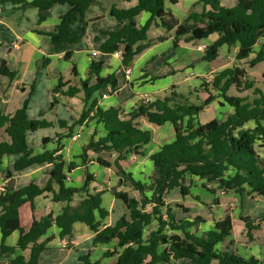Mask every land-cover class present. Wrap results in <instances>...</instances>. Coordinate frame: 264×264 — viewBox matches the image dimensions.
Instances as JSON below:
<instances>
[{"label":"trees","instance_id":"16d2710c","mask_svg":"<svg viewBox=\"0 0 264 264\" xmlns=\"http://www.w3.org/2000/svg\"><path fill=\"white\" fill-rule=\"evenodd\" d=\"M3 1L38 8L40 22L46 19L44 12L59 5H68L70 11L61 16L55 31L48 35L53 50L61 51L66 46L79 43L86 35L85 29L72 31L71 26L77 22L78 17L84 22L85 13L96 0H33L31 3L25 0ZM167 2L176 5L179 0H137V5L130 9L113 7L111 17L123 26L119 31L103 34L107 39L101 45V52L114 55L121 51L123 66L130 67L135 57L153 44L148 32L152 25H156L167 32L175 31V47L186 37L187 42H192L217 34L218 39L205 49L202 56L204 62L215 61L223 46L228 49L238 46L236 62L245 61L249 68L264 63V44L260 45L257 52L254 50L261 39H264V0H238L232 8L224 7L221 0H199L202 11H191L182 23L166 8ZM142 12L149 13L151 18L144 26L138 27L137 17ZM71 55L67 52L65 58L69 59ZM49 64L50 59L44 58L41 67L45 68ZM104 66L103 60L91 56L87 78L80 81L79 87L69 86V83L59 80L53 94L61 92L64 97L74 98L83 93L84 108L78 118L72 119L71 125L61 119L58 121V128L64 130L62 134L42 139L44 147L55 142L56 148L52 151L35 154L29 140V136L39 130L55 127L52 122L43 119V114L39 119L30 118L29 108L34 85L22 107L13 114H5L0 107V138H6L0 139V172L5 156L18 157L14 172L51 166L45 185L31 181L19 189H10L7 185L4 192H0V249L12 254L17 250L30 251L27 262L19 256L14 264H41V255L47 250L51 238L41 240L53 226L60 229V238L70 239L74 225L83 223L95 234L92 240L94 246L117 242V248L121 252H118L120 254L115 264H176L180 260H188L191 264H212L214 261L218 264H264V245L262 259H245L234 251L217 250L216 247L226 242L232 234L230 218L217 221L213 230L197 236L190 229L204 222L201 217L192 221H177L170 211L166 215L163 212L167 206L166 196L173 190L179 189L183 197L190 195L192 178L213 183L219 189L234 191L240 196H258L264 200V158L256 149L257 142L264 141V91L256 87L255 79H251L246 69L234 65L217 73L211 84H201L208 97L200 104H190L191 99L178 93L176 87H173L163 99L141 102L127 114L120 106L104 109L99 106V100L94 98L96 93L101 96L106 94L109 87L113 90L119 87L115 74L102 76ZM73 72L77 75L75 65ZM0 73L10 80L16 78V73L9 70L6 62L1 65ZM261 76L264 80V71ZM65 88L67 89L64 90ZM232 89L239 94H230ZM211 90L218 93V96ZM251 90L254 98L242 96L244 92ZM193 94L195 92L189 95ZM217 98L222 99L220 106L232 107L234 115L224 122L214 119L201 124L198 116ZM195 100L200 101L196 96ZM58 103L59 100L54 96L50 109ZM142 118L154 126L170 124L174 129V140L150 156L155 175L149 185L136 181L122 165L129 155L144 156L143 147L152 141V133L141 128L139 120ZM250 122L255 127L246 129L245 124ZM89 124H95L96 129L89 142L82 147L83 165L87 167L93 161L104 168L115 166L119 171L120 181L118 186L112 188L111 193L124 205L126 214L110 226L103 224L110 215L103 207L104 191L91 188L95 178L87 168L81 187L66 186L71 182L67 181L69 176L65 173L66 162L62 155L64 147L61 141L72 139L76 127ZM100 133L103 135H99ZM90 153L94 156L92 159ZM103 153H115L117 158L112 163L102 156ZM73 166L71 164L68 169L69 173ZM14 172H7L8 180L12 179ZM120 187L132 188L137 197H131L126 191H119ZM211 191L215 192L217 189ZM44 194H51L55 203L64 205L60 214H49L41 220H34L31 228L24 230L21 228L20 208L29 202L33 207L34 200ZM77 194H84V198L73 206ZM262 221L264 223V217ZM244 222L247 235L251 238V231L259 226H255L250 219H244ZM153 226H156L155 230L151 229ZM148 229L151 230L145 238ZM15 231L20 233L17 246H6L7 238ZM79 264H92L90 255L81 257Z\"/></svg>","mask_w":264,"mask_h":264},{"label":"crops","instance_id":"0c3cea01","mask_svg":"<svg viewBox=\"0 0 264 264\" xmlns=\"http://www.w3.org/2000/svg\"><path fill=\"white\" fill-rule=\"evenodd\" d=\"M31 3L33 0H25ZM199 0H179V3L172 5L166 3V8L178 19L180 23L184 21L186 16L191 11L201 12L202 5L198 4ZM238 0H221L224 7H234ZM228 4V5H227ZM137 5V0L130 2L120 0H96L85 13L84 22L80 21L78 17L77 22L71 26L72 31H78L80 28L85 29L86 35L82 37L79 43L66 46L61 51H54L51 45V38L48 36L55 31L56 25L59 24L61 16L70 11L68 5H59L52 10L47 11L48 15L42 22L40 19V11L38 8L26 4H17L12 1L0 0V69L3 62L10 71L16 73V78L10 80L8 77L0 73V107L5 114H13L16 110L22 107L24 100L29 96L31 87L34 85L35 90L32 95V101L36 99L38 86L43 83L46 87L48 101L50 104L53 97L56 96L59 103L53 108L55 112L58 109L65 112L61 116L56 114L55 119H48V113L52 110L48 108L43 113L36 112V116L43 114V119L52 122L55 127L51 129L53 135H43L41 138H35L34 134L29 136L31 145H35V154L43 153L46 150L52 151L56 148L55 142L49 143L46 147L42 145L43 138H54L56 134H62L64 130L58 128V121H67L69 125L72 119H76L80 114H75L74 108L76 101L81 103V112L84 108L83 93H79L76 97H64L62 93L53 94V90L58 86L59 80L64 83H69V86H80V81L87 78L88 67L91 60V52L97 51L99 53L96 59L103 60L105 63L102 71V76L115 74L119 83L118 89L113 90L108 88L106 94L101 96L99 93L94 95L95 99L99 100V106L108 109L110 107L120 106L125 113H130L139 103L149 100L155 102L158 99H163L169 95L173 87H176L178 92V83H188L189 91L181 93L187 96L191 92L199 100L204 101L208 96L207 92L201 88V84L206 82L211 84L214 76L226 68H231L237 65L240 68L247 70L249 76L252 74L245 61L230 62L235 57L238 46L233 49H228L223 46L221 50L227 52L224 59L219 57L207 63L202 61V56L207 46L211 45L218 39V35H211L207 39L201 41L187 42L188 37L179 41L178 47L174 46L173 40L175 31L167 32L166 30L152 25L148 37L153 41V44L143 53L135 57L132 66L124 67L121 59L114 55L103 54L101 52V45L106 41L107 36L104 33L119 31L123 24L111 17V10L113 7L118 9H130ZM183 5V10L180 9ZM176 9H180L181 16H178ZM151 15L147 12H142L137 17L138 27H142L150 20ZM217 35V36H216ZM162 39L163 41H158ZM264 44V39H261L259 44L255 46L254 50L257 52L259 45ZM186 45V46H184ZM163 47V48H162ZM161 49V50H160ZM187 51L188 56H183L180 51ZM70 52L72 55L69 59L65 58V54ZM169 54L165 57L166 54ZM199 56L192 62L191 56ZM44 58L50 59V64L42 68L41 64ZM77 61H82L81 73L77 65ZM194 61V60H193ZM214 62L216 65H214ZM240 63V64H239ZM73 65L76 66L77 75L73 72ZM189 72L187 77L183 80L174 81L177 79V72ZM65 88L64 90H66ZM211 92L218 96L216 92ZM236 95L231 90L230 94ZM194 97V96H193ZM31 101V102H32ZM221 98H217L207 108L214 109L216 106L221 108L225 113V118L221 122L226 121L230 116L234 115L232 107L225 105L220 106ZM32 104V103H31ZM30 104V105H31ZM207 108L205 110H207ZM223 112V113H224ZM30 116V108H29ZM31 119L35 117H30ZM214 120V118H212ZM211 119V121H212ZM143 130L152 133V141L143 147L144 156L129 155L127 160L122 163L128 173H131L136 181L146 183L143 178L148 177L147 181H151L155 175V168L150 156L158 152L162 146L171 143L174 140V129L172 125L165 124L162 127H157L150 124L146 119L139 120ZM210 122V121H209ZM101 128V126H98ZM255 124L250 122L245 124L246 129H253ZM88 128V136L86 138L85 129ZM96 129L95 124L85 125L83 127H76L74 137L72 139H63L61 144L64 149L62 155L66 162L65 173L71 178V183L66 186L81 187L85 181L86 168L94 176L95 182L91 188L97 191H104L103 207L109 212V217L103 221L104 226H110L116 223L118 219L126 214L124 205L116 200L111 193L112 188L118 186L120 181L119 171L115 166L111 168H104L97 163L90 161L85 167L80 158H74L73 153L79 150L89 142L93 130ZM41 131V130H39ZM38 131V132H39ZM37 133V132H36ZM35 133V134H36ZM81 134V135H80ZM80 135V138H77ZM99 135H103L100 133ZM98 135V136H99ZM82 136L84 139H82ZM97 136V138H98ZM1 140H6L2 137ZM81 139V140H80ZM108 154V153H107ZM106 153L102 156L110 162H114L117 158L115 153ZM82 155V154H81ZM261 156V155H260ZM94 156L90 153V158ZM262 157V156H261ZM18 157L5 156L3 158V167L0 172V192H2L8 185L7 172H14V165ZM71 172H68V169ZM147 168V173L142 174L144 167ZM51 168L50 165L39 167H32L22 172H14L12 179L15 181V189L27 186L31 181H36L40 185H45L48 179L47 172ZM137 174L140 178L138 179ZM11 179V180H12ZM190 195L183 197L180 194H175L174 199H171V194L166 196V208L163 212L170 211L177 221L190 220L201 217L204 222L190 229L191 233L201 236L204 232L213 230L217 221L230 218L233 225L231 236L226 242L219 244L216 248L219 252L234 251L245 259L249 258H263L264 245V223L260 224L264 217V200L260 198L259 204H254L250 201V196L238 195L234 191H229L226 195H220L215 188L209 189V184L198 178L191 180ZM213 184V183H212ZM205 185L206 187H203ZM217 186V185H215ZM132 189V188H131ZM119 191H126L131 197H137L134 190H127V187H120ZM179 190V189H178ZM180 191V190H179ZM84 198V194H77L73 200V206ZM255 199V198H254ZM63 204L55 203L51 194H44L34 200V205L26 203L20 208L21 228L29 230L34 220H41L43 217L52 214L57 216L60 214ZM116 215V216H115ZM244 219H250L258 229L252 230V237H248ZM156 229V226L151 228ZM148 231H146L145 238H147ZM235 231L236 235H235ZM176 232H169V234ZM60 229L53 226L47 235L41 241L51 238L47 246V250L41 255V264H79L81 257L90 255V262L92 264H115L121 252L117 248V242L113 241L108 244H98L94 246L92 240L94 233L83 223H76L74 225L73 235L70 239H62L59 236ZM181 234V233H177ZM20 233L15 231L6 240V246L16 247L19 240ZM2 242V233L0 230V244ZM23 257L25 262L30 258V251L17 250L16 253H5L0 249V264H14L17 257ZM176 264H191L188 260H180ZM212 264H218L214 261Z\"/></svg>","mask_w":264,"mask_h":264},{"label":"rangeland","instance_id":"374dc122","mask_svg":"<svg viewBox=\"0 0 264 264\" xmlns=\"http://www.w3.org/2000/svg\"><path fill=\"white\" fill-rule=\"evenodd\" d=\"M228 5V4H227ZM227 8H230L229 6H226ZM180 9L181 10H183V5H181V7H180ZM180 9H176L177 11H179V12H176L175 10H174V12L178 15V16H181V12H180ZM175 36V35H174ZM217 36V35H216ZM184 46H186V45H184ZM260 46V45H259ZM163 48V47H162ZM161 50V49H160ZM180 54L181 55H183V56H188L189 57V55H188V53H187V51L185 50V51H180ZM169 54L167 53L166 55H165V57L166 56H168ZM227 55V52L226 51H224V50H220V54H219V58L220 59H224V57ZM198 57L199 56H195V53H194V55L193 56H191V59H193L192 60V62H195V59H198ZM232 61H234V63H236V58L235 57H233L232 58V60H230V62H232ZM195 64H197L196 62H195ZM240 64V63H239ZM77 65L79 66V68H80V71H79V73H81V77H83L82 76V72H81V67H82V61H77ZM214 65H216V63L214 62ZM263 71H264V63H261V64H259V65H257L255 68H252L251 69V75H250V77H251V79H255V81L257 82L256 83V87H258V88H260V89H262L263 91H264V80H262V73H263ZM189 74V72H181V71H179V72H177V79H174V81H177V80H183V79H185L186 77H187V75ZM178 93H187L188 91H189V86H188V83H186V82H184V83H178ZM233 92H235L236 94H239V93H237L236 91H234V89H233ZM170 93V92H169ZM232 94V93H231ZM194 96V97H193ZM193 96H191V95H187V97L189 98V99H191V102H190V104H200V102L202 101V100H200V101H197V100H195V96L196 95H194L193 94ZM206 96H208V95H206ZM242 96H249L250 98H254V94H253V90H251V91H247V92H244L243 94H242ZM48 98L50 99V96H48V93H47V90H46V87L45 86H43V83H41L39 86H38V92H37V97H36V99L35 100H33L31 103V105H30V117L32 116V117H35V118H33V119H39V115L38 116H36L37 114H36V112L37 111H41L42 113L44 112V111H47L48 110V108H49V110H50V102L48 101ZM75 107L74 108H72L74 111V113L75 114H80L81 113V103L79 102V101H76V103H75V105H74ZM61 110V109H60ZM59 109H58V111L57 112H55V109L53 110L52 109V113H48L49 115V117H48V119H51V120H53V119H55V115L56 114H58V115H62V114H64L65 112H61ZM224 111L221 109V108H219L218 106H216L214 109H210V108H207V110H205L204 112H202V113H200V115L198 116V121L201 123V124H206V123H208L209 121H211V119L212 118H218V119H222L223 117L225 118V115H226V113L224 112ZM213 120V119H212ZM88 128H87V130L85 129V131H83V132H86L85 133V135L84 136H86V138H87V136H88ZM53 131L52 130H41V131H39V132H37L36 134H34V136H35V138H41V137H43V135H53ZM81 135V134H80ZM82 139H84V137L82 136ZM81 140V139H80ZM34 148H36V146L35 145H32ZM263 146H264V141H259V142H257V144H256V149H257V152L264 158V148H263ZM74 155H73V157L74 158H80V156H81V154H82V152H81V150H79L78 152H74L73 153ZM106 156V158H108V154L107 155H105ZM147 168L148 167H146V165H145V167H144V169H143V171H141V173L142 174H146L148 171H147ZM148 176V175H147ZM144 177L143 178V180L146 182L145 184H151V178H150V180H148L147 181V179H148V177ZM137 177H138V179L140 178V176H139V174H137ZM127 190H132L130 187H127ZM172 194H171V199H174V196H176L175 194H180V191L178 190V189H175V190H173L172 192H171ZM255 198V199H254ZM250 199V201L252 200L253 201V203L254 204H259L260 203V197H258V196H255V197H250L249 198ZM116 216V215H115ZM259 223L260 224H263V221H260L259 220ZM236 232L237 231H235V235H236Z\"/></svg>","mask_w":264,"mask_h":264},{"label":"built area","instance_id":"2783aa9c","mask_svg":"<svg viewBox=\"0 0 264 264\" xmlns=\"http://www.w3.org/2000/svg\"><path fill=\"white\" fill-rule=\"evenodd\" d=\"M98 55H99V53H98L97 51H93V52H91V56H92L93 58L98 57ZM114 56L118 57L119 59H122V57H123L121 51L115 53ZM148 102H149V100H145V101H144V103H148ZM80 137H81L80 135H77V138H80ZM67 181H68V182H71V178L68 177V178H67ZM208 187H209V189H211V188H216V189H217V193L220 194V195H226V194L229 192V190H227V189H222V188L219 189L217 186H215V184H212V183H210ZM2 192H4V190H3Z\"/></svg>","mask_w":264,"mask_h":264},{"label":"water","instance_id":"95a60500","mask_svg":"<svg viewBox=\"0 0 264 264\" xmlns=\"http://www.w3.org/2000/svg\"><path fill=\"white\" fill-rule=\"evenodd\" d=\"M43 14H44V15H48V12L46 11V12H44ZM14 186H15V181L12 179V180L9 181V183H8V187H9L10 189H14Z\"/></svg>","mask_w":264,"mask_h":264}]
</instances>
